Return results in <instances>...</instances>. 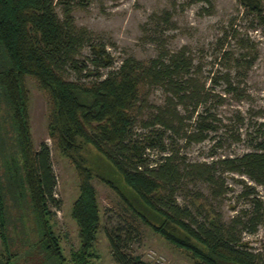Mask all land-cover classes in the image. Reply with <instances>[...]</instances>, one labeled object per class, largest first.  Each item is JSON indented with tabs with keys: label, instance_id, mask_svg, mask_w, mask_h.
<instances>
[{
	"label": "trees",
	"instance_id": "1",
	"mask_svg": "<svg viewBox=\"0 0 264 264\" xmlns=\"http://www.w3.org/2000/svg\"><path fill=\"white\" fill-rule=\"evenodd\" d=\"M262 1L238 3L264 25ZM76 2L0 0V264H20L18 252L10 249L13 234L26 235L22 254L35 255L38 264L67 263L52 225L50 205L57 207L58 200L53 194L56 181L49 148L44 141L35 148L31 141L25 76L48 95V138L69 159L78 177L70 207L78 247L70 251L69 262L94 264L97 256L94 242L100 216L91 184L96 177L122 205L116 223L104 228L115 264H148L130 249L138 241L135 219L185 251L193 264H264V256L243 241V234H254L264 223V204L254 186L264 189V140L239 154L209 161H189L179 153L190 144L211 141L207 153L211 157L222 148L225 136L241 139L238 131L215 136L220 120L213 107L222 103L226 93L236 91L231 65L226 64L231 52L221 49L220 43L215 58L225 70L210 66L202 79L198 77L201 66L192 62L184 46L172 51L161 48L146 61L125 55L113 66L103 43L94 42L90 31L74 23L71 11ZM162 17L168 20L165 12ZM84 45L89 53L78 60ZM239 57L232 58L235 68L241 62L250 65V59ZM66 68L75 78L63 76ZM216 85L221 91L215 90ZM151 87L162 91L160 104H147ZM143 108L148 110L138 122L143 134L136 137L132 129ZM256 127L262 133L264 121ZM86 145L118 173L133 197L109 174L93 172L83 155ZM145 149L157 153L148 157ZM225 172L238 173L250 182L236 180L237 196L244 197L246 205L227 220L207 202L180 205L175 201L174 194L186 189V181L201 180L211 199L222 197L229 190Z\"/></svg>",
	"mask_w": 264,
	"mask_h": 264
},
{
	"label": "rangeland",
	"instance_id": "2",
	"mask_svg": "<svg viewBox=\"0 0 264 264\" xmlns=\"http://www.w3.org/2000/svg\"><path fill=\"white\" fill-rule=\"evenodd\" d=\"M75 1L78 2L73 4L71 11L74 23L90 31L94 42L103 43L114 60L113 66L125 55L146 61L156 55L161 48L172 51L184 46L192 62L201 66L198 77L202 79L210 66L218 71L225 70L215 58L220 43L221 49L231 52L232 58L240 56V61L250 59L248 67L241 62L238 68L234 67L232 58L227 61L226 64L231 65L230 79L236 91L232 94L226 93L222 103L213 107L220 120L217 123L215 136H223L225 130L238 131L241 139L233 141L225 136L222 148L215 149L211 157L207 155L211 141L190 144L186 148L179 149V153L184 154L186 160L209 161L219 155L239 154L248 150L253 142L264 140V129L259 133L256 127L257 122L264 121V25L252 14L245 13L238 0ZM164 12L168 20L162 17ZM262 12L264 13V0ZM88 53L89 48L84 45L76 58L83 60ZM236 70L237 73L234 72ZM101 72L104 70L102 69ZM62 74L68 80L75 78V74L68 68L64 69ZM24 85L28 92L27 114L32 144L35 148L42 141L47 144L55 175L56 184L53 194L58 200V206L50 205V210L53 212V231L58 236L66 264H72L68 260L69 253L78 247V236L77 227L70 217V207L77 195L78 177L69 159L60 153L48 138L47 118L50 103L48 95L29 76H25ZM215 90L221 91L220 86L216 85ZM163 97L158 87L147 89V104H160ZM147 112V108H143L133 126L132 130L136 137H141L143 134L138 122L147 116ZM147 153L148 150L145 149L144 154ZM156 153L152 151L147 156L154 157ZM83 155L94 173L109 174L127 196H134L124 186L118 173L114 172L90 145L84 147ZM222 176L225 186L229 188L222 197L211 199L208 196L207 184L201 180L186 181V189L177 190L174 194L175 201L180 205L189 204L191 201L194 204L207 202L220 214L222 220H227L231 214L246 205V199L237 196L240 184L236 180L250 182L238 173L225 172ZM91 184L95 190L100 216L94 242L97 256L92 262L115 264L110 256L104 228L116 223L119 214H123L122 205L118 196L98 178L93 177ZM254 186L264 204V189ZM195 192L197 195L194 194ZM149 217L157 219L152 214H149ZM135 224L139 232L138 241H133L130 249L141 260L148 264H193L185 251L165 241L148 225L138 219H135ZM11 237L10 249L18 252L19 263L38 264L35 255L22 254L27 248L26 235L13 234ZM243 241L264 256V223L258 226L254 234H243ZM1 245L0 243V251Z\"/></svg>",
	"mask_w": 264,
	"mask_h": 264
}]
</instances>
